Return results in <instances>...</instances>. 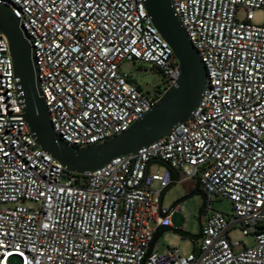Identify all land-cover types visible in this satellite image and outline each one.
Segmentation results:
<instances>
[{"label": "built area", "instance_id": "obj_1", "mask_svg": "<svg viewBox=\"0 0 264 264\" xmlns=\"http://www.w3.org/2000/svg\"><path fill=\"white\" fill-rule=\"evenodd\" d=\"M172 4L206 68L199 106L164 139L85 175L68 172L36 142L0 33V264H264V24L254 22L264 0ZM0 5L25 30L53 129L71 146L129 130L181 76L143 0ZM125 62L163 83L143 90L122 71ZM159 165L167 169L152 172ZM173 171L206 198L187 256L162 252L155 240L180 211L161 199L176 183ZM216 199L229 201L233 213L215 211ZM237 228L254 239L252 247L232 240Z\"/></svg>", "mask_w": 264, "mask_h": 264}, {"label": "water", "instance_id": "obj_2", "mask_svg": "<svg viewBox=\"0 0 264 264\" xmlns=\"http://www.w3.org/2000/svg\"><path fill=\"white\" fill-rule=\"evenodd\" d=\"M154 27L173 49L181 76L159 103L133 126L102 144L85 148L69 145L54 131L40 90L34 50L20 21L9 7L0 5V33L10 44L16 76L20 79L25 118L38 145L68 172L85 175L101 169L114 158L137 154L188 121L199 106L206 88L207 72L186 34L172 0H143Z\"/></svg>", "mask_w": 264, "mask_h": 264}, {"label": "rangeland", "instance_id": "obj_3", "mask_svg": "<svg viewBox=\"0 0 264 264\" xmlns=\"http://www.w3.org/2000/svg\"><path fill=\"white\" fill-rule=\"evenodd\" d=\"M242 16V15H241ZM254 22L257 25L264 24V10L259 9L255 12ZM125 74L133 75L134 82L143 90L154 92L156 88L163 83L162 78L150 71L138 70L137 66L131 62H125L121 66ZM167 166L159 165L152 168V172H164ZM193 181H179L170 187L163 198V206L171 209L175 205H180L178 211L172 218L176 225L175 229H184L185 232L195 236V239L200 237L202 225L204 224V215L206 208V198L201 190L193 188ZM160 188L159 183L155 185V189ZM213 209L228 215L233 213L232 204L227 200L216 199L213 203ZM155 227V224H152ZM232 240L241 241L246 247L254 245V239L250 236L243 235L241 229L237 228L230 233ZM160 251L164 252L169 248H177L183 256H187L195 251L196 244L191 238H184L178 231L167 230L158 239ZM243 247L239 248L242 250Z\"/></svg>", "mask_w": 264, "mask_h": 264}, {"label": "crops", "instance_id": "obj_4", "mask_svg": "<svg viewBox=\"0 0 264 264\" xmlns=\"http://www.w3.org/2000/svg\"><path fill=\"white\" fill-rule=\"evenodd\" d=\"M166 166V165H165ZM167 169V168H166ZM173 176H174V178L175 179H179V177H178V173L177 172H175V171H173ZM179 181H181V180H179ZM178 181V182H179ZM192 186H193V188H194V183L192 184ZM157 192L158 191H160V188H158V189H155ZM197 190V189H196ZM165 193H166V191H165ZM165 193L163 194V196H162V203H163V198H164V195H165ZM172 225H173V228H160L158 231H160V233H162V232H164V231H167V230H183V231H185L184 229H175V227H176V225H175V223H174V218H172ZM157 243H158V241H157ZM158 246H159V244H158ZM159 250H160V246H159Z\"/></svg>", "mask_w": 264, "mask_h": 264}, {"label": "trees", "instance_id": "obj_5", "mask_svg": "<svg viewBox=\"0 0 264 264\" xmlns=\"http://www.w3.org/2000/svg\"><path fill=\"white\" fill-rule=\"evenodd\" d=\"M174 179H175V178H174ZM179 180H180V179H175L176 182H178ZM174 184H175V183H174ZM174 184H173V185H174ZM173 185H171L170 187H172ZM170 187H169V188H170ZM169 188H168V189H169ZM168 189H167V190H168ZM167 190H166V191H167ZM176 231H178L179 234H181L184 238H191V239H193V240H195V238H196L195 236H193V235H191L190 233L185 232V231H183V230H176ZM161 234H163V232H162V233H160V231L157 232L156 237H155V240H156V241H158V239H159V237L161 236Z\"/></svg>", "mask_w": 264, "mask_h": 264}]
</instances>
